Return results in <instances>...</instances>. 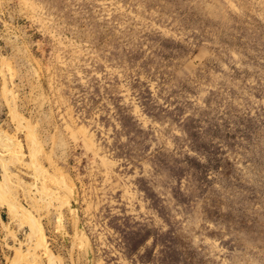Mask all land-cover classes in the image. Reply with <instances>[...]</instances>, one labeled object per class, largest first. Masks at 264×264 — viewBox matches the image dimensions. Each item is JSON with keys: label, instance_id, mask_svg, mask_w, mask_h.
Wrapping results in <instances>:
<instances>
[{"label": "rangeland", "instance_id": "1", "mask_svg": "<svg viewBox=\"0 0 264 264\" xmlns=\"http://www.w3.org/2000/svg\"><path fill=\"white\" fill-rule=\"evenodd\" d=\"M0 264H264V0H0Z\"/></svg>", "mask_w": 264, "mask_h": 264}, {"label": "bare ground", "instance_id": "2", "mask_svg": "<svg viewBox=\"0 0 264 264\" xmlns=\"http://www.w3.org/2000/svg\"><path fill=\"white\" fill-rule=\"evenodd\" d=\"M25 213H26V211H25ZM27 217L28 218H30V216H29V213H27ZM30 219H32V218H30ZM35 223L33 222V225H34ZM34 229V230H33ZM32 232H34V233H37L38 232V228H37V226H36V224L33 226V228H32ZM39 234V233H38ZM35 235V234H34ZM30 236H32V235H30ZM31 238V237H30ZM39 241V240H38ZM39 245V244H38Z\"/></svg>", "mask_w": 264, "mask_h": 264}]
</instances>
